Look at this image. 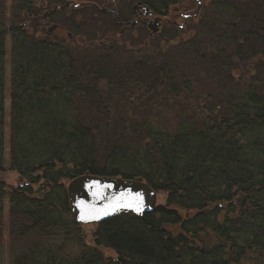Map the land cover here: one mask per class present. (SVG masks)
Segmentation results:
<instances>
[{"label": "trees", "instance_id": "obj_1", "mask_svg": "<svg viewBox=\"0 0 264 264\" xmlns=\"http://www.w3.org/2000/svg\"><path fill=\"white\" fill-rule=\"evenodd\" d=\"M140 1L165 13L179 3ZM241 1L209 2L185 39L169 24L164 42L160 30L127 49L110 35L93 48L84 35L53 41L22 20L58 0H11L21 22L7 24L0 0V240L7 197L9 239L25 248L13 264L264 263V22ZM131 92L137 108L110 119L109 103ZM166 110L174 120L159 118ZM6 129V169L28 180L8 191ZM85 173L140 177L160 200L96 223L85 245L62 183ZM74 238L76 255L63 245Z\"/></svg>", "mask_w": 264, "mask_h": 264}, {"label": "rangeland", "instance_id": "obj_2", "mask_svg": "<svg viewBox=\"0 0 264 264\" xmlns=\"http://www.w3.org/2000/svg\"><path fill=\"white\" fill-rule=\"evenodd\" d=\"M58 1H59L58 3H53L52 5L49 6V8L47 7V9L52 10V8L54 7L53 5L55 4V5H60L61 8L63 7V10L62 9L59 10L58 11L59 13L56 14L54 18L51 19L48 25H42V27L37 28L36 26H33V25H35L38 21L37 19L33 20L34 24L33 23L31 24L32 28L30 29H33V31L36 34L44 36L47 33L48 26H50L51 24H56L59 27V29L56 32L54 33L52 32L51 34H49L51 40L57 41L58 40L57 38H61L59 41L69 40L70 43L72 42L74 43L75 42L74 38L77 34L80 36L84 35L86 37H89V39L93 40L92 42H89V48H93L101 40H103L104 37L109 36V35L116 36L117 39L115 38L116 41L114 42V44L116 42L126 43L128 47L127 49H132L136 45L142 43V41L149 38L150 33L147 28V24H145V22H141L140 24H137V25L135 24L132 29L125 30L124 33L120 34V31L122 30L121 26L112 22L110 17H105L103 14L96 13V10L94 7L90 5H85L78 9H71L69 6H63L66 0H58ZM74 1L77 3H80V2L84 3V2H95V1L101 2L102 0H74ZM114 1L118 4V6L131 10L130 5L134 3L136 0H114ZM229 1H233V0H229ZM10 2L11 0H4V10L5 11L2 14L3 16L1 17V19L6 24L11 23V22H21L20 19L13 18V7ZM235 3L237 4V6L238 5L241 6V9L245 8L243 1L235 0ZM249 3L250 5L247 6L248 10L249 9L252 10L253 14L256 16L254 21L264 22V0H250ZM176 7L186 8L187 12H189L188 10H191L192 8L196 7V1L195 0H179V3L176 5ZM44 10L45 8H41L40 10H38V12H35L34 14L36 16L40 14L42 15L44 13ZM16 14L18 15V11L16 12ZM25 19L26 20L24 19L22 20L28 21V17H26ZM124 23H127V22H124ZM192 26H193L192 22L188 21L183 27L181 31V35L179 36L177 35L176 39L173 37V41H176L177 39L181 37L182 39H185L187 35L189 36V34H193L194 30ZM162 28L163 29H161V35H160L159 40L161 39L162 42H164L165 38L163 36L168 32V30L170 32V31H174V29L169 27L168 24L164 25V27ZM7 60H8V56H7ZM128 69L130 70L131 67L126 68V70ZM6 70H7V74H6V78H7L6 108L7 109L5 112V119H6L5 122L7 124L8 123V102H9V81H8L9 65H6ZM101 86L104 88L103 85ZM96 95H97L96 96L97 100L107 101L108 99L107 96L104 95L102 91L99 94L96 93ZM115 98L118 99L119 97H115ZM128 98H129V102L127 103V105L125 102L126 101L125 97L122 99V101H120V103L119 102L117 103V101L116 103L115 102L109 103L108 105L109 108L113 109V112L109 115L111 117L110 119H113L115 117L114 111L117 110L118 108L119 110H121L125 108L126 106H128V104L130 108H134V109L137 108L139 101H137L135 94L131 92L128 95ZM95 104H96L95 106L98 107V109H102V107L99 105L100 104L99 101L98 103H95ZM175 113H173L172 110H166L162 115H159L160 116L159 118H164L166 120H174ZM120 114H117V115L119 117L126 118L124 113H122L121 115ZM117 115L116 117H118ZM7 139H8V136H7V129H6V133H5V145H6L5 171L1 174V177L3 181L6 183L8 187L7 188V191H8V190L19 187L20 185L24 184L28 180L25 179L24 177H21L17 172L6 169V167H8V157H7L8 140ZM67 182L62 180V183L65 184V186H67ZM32 188H33L35 196L42 195L43 193L46 192L44 180L40 181L37 184H34ZM158 199H159V196H158ZM9 207H10L9 201H8V198L6 197L3 201V210L1 214V222L3 226H2V238L0 240V264H13L14 258L21 252L25 251L23 243H20V241L13 239L12 237H10L9 239V235H8L10 233L9 216H8ZM94 227H95L94 224H82V225L80 224L79 228H80V231L84 234L83 239H84L85 245L90 244L91 232L94 229ZM32 236L33 234L28 237L27 239L28 241L26 242V244L29 245V243L31 244L33 241L36 242L37 237L36 236L32 237ZM53 240H56V242L62 243L63 236L57 233L55 236H53ZM76 240L77 239L74 238L73 240L71 239L70 241L68 240V242L63 243V245L66 247L65 251L68 252L69 254L76 255L78 252H80V250L83 249V247L80 244H78ZM41 242L43 243L44 241L41 240ZM39 243H40V239H39ZM105 254L106 255L113 254V251L106 250ZM247 264H256V262L247 263ZM260 264H264V263H260Z\"/></svg>", "mask_w": 264, "mask_h": 264}, {"label": "water", "instance_id": "obj_3", "mask_svg": "<svg viewBox=\"0 0 264 264\" xmlns=\"http://www.w3.org/2000/svg\"><path fill=\"white\" fill-rule=\"evenodd\" d=\"M71 7H77V3L70 0ZM134 12L141 9V16H147L149 7L139 3L133 5ZM105 13L113 9H101ZM198 12L196 10L193 15ZM151 14V13H150ZM187 13L185 18L191 17ZM136 23L133 22L130 27ZM162 25L161 18L156 17L149 21L147 28L151 36H155ZM56 28L52 24L47 34H51ZM183 28V25H180ZM124 29L121 30V33ZM69 202V211L74 221L80 224H94L106 220L118 214H130L142 216L146 212H152L157 205L156 191L142 178H122L119 176H97L88 173L77 176L68 181L66 186Z\"/></svg>", "mask_w": 264, "mask_h": 264}, {"label": "flooded vegetation", "instance_id": "obj_4", "mask_svg": "<svg viewBox=\"0 0 264 264\" xmlns=\"http://www.w3.org/2000/svg\"><path fill=\"white\" fill-rule=\"evenodd\" d=\"M195 1H196V7L192 8L194 10L191 9L188 10L189 12H187L186 8H178L176 7L177 5L176 4V5H170L166 13L164 11L157 12L156 10L152 9L149 4H146L140 0H136L134 3L130 5L131 10L118 6V4L114 0H102L101 2H97V1L84 2L78 4L77 7L74 8L71 7L72 6L71 3H67L68 0H66L63 6H69L71 9H78L85 5H90L95 8L96 13L103 14L105 17H110L112 22L121 26V29L126 30V28L130 27V25L133 22H135L136 25L140 24L141 22H145V24H147L149 21L153 20L156 17L161 18L162 27L166 24L168 25L171 24L173 26L180 27L181 24L185 25L188 21L196 22L203 9L207 7L209 2H211L212 0H195ZM137 3L141 5H147L149 7V12L147 16H141V12H142L141 9H138L137 12L133 11L132 9L133 5ZM53 6L54 7L52 8V10H48L47 8H45L44 13L42 15L40 14L36 16L35 14H31L24 16L28 17L29 22H33V20L37 19V21L40 22L41 25H48L51 19L54 18V16L59 13L58 11L61 9L63 10V7L61 8L60 5L54 4ZM102 8L113 9V11L109 13H105L101 10ZM196 10H198V12L195 15H193V13ZM187 13H190L192 16L185 18ZM58 29L59 27L57 26L53 32H56Z\"/></svg>", "mask_w": 264, "mask_h": 264}]
</instances>
